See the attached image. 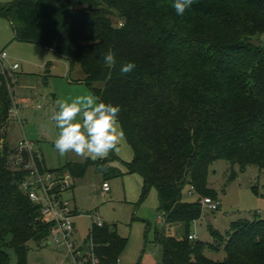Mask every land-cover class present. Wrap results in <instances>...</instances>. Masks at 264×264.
<instances>
[{
  "label": "trees",
  "instance_id": "obj_1",
  "mask_svg": "<svg viewBox=\"0 0 264 264\" xmlns=\"http://www.w3.org/2000/svg\"><path fill=\"white\" fill-rule=\"evenodd\" d=\"M173 3L14 0L0 15L10 21L15 40L39 45L72 68L81 65L82 83L95 97L121 107L119 123L134 151L129 172L143 177L145 195L158 190L167 225L187 229L182 239L157 233L162 264H264V220L234 222L226 236L210 227L225 245L222 262L205 254L215 245L190 239L192 225L204 216L202 200L220 201L209 186L214 162L232 164L231 181L238 177L236 167L240 173L251 165L264 170V0H194L183 15ZM109 48L117 61L111 68L102 59ZM126 62L136 67L122 75ZM8 83L0 75V264L12 263L10 251L17 264H28V243L42 245L52 225L22 190L30 157L23 154L25 166L11 168L20 155L8 143ZM42 159L38 164L46 166ZM91 167L105 180L124 175L109 159L70 162L57 172L82 179ZM188 187L197 202L183 200ZM91 243L99 264H118L129 241L117 226L93 223L86 240Z\"/></svg>",
  "mask_w": 264,
  "mask_h": 264
},
{
  "label": "rangeland",
  "instance_id": "obj_2",
  "mask_svg": "<svg viewBox=\"0 0 264 264\" xmlns=\"http://www.w3.org/2000/svg\"><path fill=\"white\" fill-rule=\"evenodd\" d=\"M13 1L0 0V9ZM0 47L7 51L11 63L21 66L17 72V84L13 88V104L18 103L23 107L19 109L17 118H11L7 128L11 148H18L22 140L31 142L35 151L44 157L46 168L53 172L70 162L85 163L91 160H82L71 152L60 156L54 146L58 129L49 118L56 109L57 98L94 95L91 88L81 82L86 78L81 65L72 68L65 58L39 45L15 40L12 25L3 15H0ZM77 120L80 121L81 117H77ZM107 159L111 167L124 175L117 178L109 176L105 180L104 173L91 167L84 178L75 180L74 191L66 196L78 211L75 242L83 245L93 223L100 219L108 225L117 226L120 236L129 241L118 264H162L163 249L156 241L157 233L182 239L187 232L186 226L167 225L160 211L158 190L153 187L145 195L143 177L129 172L128 164L134 159V151L126 137L118 145V150ZM11 168L17 169V165L11 164ZM232 169V164L226 160H218L211 165L209 186L218 192L221 207L217 212L205 207L202 220L190 229V233L196 234L199 241L216 246L217 250L208 248L205 254L217 262L226 258L225 245L215 241L210 227L226 236L234 222L264 220V170L251 165L247 172L240 173L236 167L238 177L231 181ZM105 181L111 186L109 195L103 193ZM198 199L191 187L183 193V200L187 203H195ZM51 239L42 245L35 241L28 243V264H76L67 249L50 243ZM91 247L85 250L86 259L82 264L90 260ZM10 254L15 256L17 264L16 253L10 251Z\"/></svg>",
  "mask_w": 264,
  "mask_h": 264
},
{
  "label": "built area",
  "instance_id": "obj_3",
  "mask_svg": "<svg viewBox=\"0 0 264 264\" xmlns=\"http://www.w3.org/2000/svg\"><path fill=\"white\" fill-rule=\"evenodd\" d=\"M7 51H0V75L8 80V88L13 94V88L17 84V72L21 69L20 64L11 63ZM23 107L18 103H14L10 112L11 118L16 117L19 109ZM20 157L17 158V167H23L26 163L23 154H27L30 159L25 168L28 171V176L22 183V190L29 196L32 202L41 207L42 221L46 224L52 225L51 235L48 238L51 242L58 247L66 248L69 256L76 262L82 264L85 261V255L80 252L75 242L76 225L75 219L77 217L73 208V203L66 196L74 189L75 179L68 173L53 172L40 166L38 160L42 163L43 159L38 152L35 151V146L26 140L19 142L17 148ZM103 191L105 194L111 192V186L108 182L103 184ZM202 205L210 211H218L221 203L220 201L211 198H204ZM95 224L98 227H103L105 223L97 219ZM191 240H198L195 235L190 236ZM47 240V241H48ZM92 247V254L90 260L93 264H99L100 261L94 253V245Z\"/></svg>",
  "mask_w": 264,
  "mask_h": 264
},
{
  "label": "clouds",
  "instance_id": "obj_4",
  "mask_svg": "<svg viewBox=\"0 0 264 264\" xmlns=\"http://www.w3.org/2000/svg\"><path fill=\"white\" fill-rule=\"evenodd\" d=\"M193 3L194 0H174L172 7L177 15H183ZM102 59L109 68L117 63L111 48ZM135 67L134 62H126L121 66L120 72L122 75L129 74ZM55 104L56 109L49 118L58 129L54 146L60 156L71 152L82 160H106L125 139L118 119L121 111L119 105L99 101L98 97L91 94L57 98ZM77 117H81V120L78 121ZM100 170L103 172L106 169L102 167ZM12 264H16L14 255Z\"/></svg>",
  "mask_w": 264,
  "mask_h": 264
},
{
  "label": "crops",
  "instance_id": "obj_5",
  "mask_svg": "<svg viewBox=\"0 0 264 264\" xmlns=\"http://www.w3.org/2000/svg\"><path fill=\"white\" fill-rule=\"evenodd\" d=\"M2 49H1V47H0V51H1ZM3 50H5V49H3ZM83 81V80H82ZM81 81V82H82ZM7 135H8V132H7ZM8 143H9V141H8ZM17 149V148H16ZM47 167V166H46ZM75 180H77V179H75ZM74 187H75V185H74ZM74 191V190H73ZM103 193H104V191H103ZM105 194V193H104ZM109 194H111V192L110 193H108V195ZM74 208V207H73ZM74 210H75V212H76V215H77V217H76V219L78 218V211H77V209H75L74 208ZM95 223V222H94ZM76 225V224H75ZM76 227V226H75ZM76 232H77V229H76ZM192 235H195V236H197L196 234H192ZM198 237V236H197ZM87 240V239H86ZM86 240H85V242H84V244L83 245H81V246H79L77 243H76V245H77V247H78V249H80V252L81 253H85V250L87 249V248H89L90 247V244H86Z\"/></svg>",
  "mask_w": 264,
  "mask_h": 264
}]
</instances>
